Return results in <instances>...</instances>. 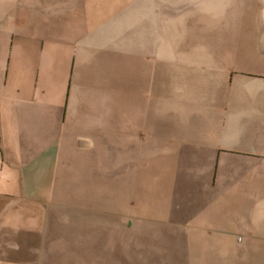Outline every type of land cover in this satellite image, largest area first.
I'll list each match as a JSON object with an SVG mask.
<instances>
[{"label":"crops","instance_id":"obj_1","mask_svg":"<svg viewBox=\"0 0 264 264\" xmlns=\"http://www.w3.org/2000/svg\"><path fill=\"white\" fill-rule=\"evenodd\" d=\"M142 1L115 3L109 23L113 32L127 13H149V72L128 73L122 46L88 56L74 97L82 120H66L70 91L61 125L40 115L47 108L17 111L12 95L6 107L0 94V264H264V0H250L257 67L238 58L233 4ZM187 11L196 21L183 27ZM104 125L131 147L116 161L133 188H91L92 173L70 170L75 156L88 166L103 154Z\"/></svg>","mask_w":264,"mask_h":264},{"label":"rangeland","instance_id":"obj_2","mask_svg":"<svg viewBox=\"0 0 264 264\" xmlns=\"http://www.w3.org/2000/svg\"><path fill=\"white\" fill-rule=\"evenodd\" d=\"M127 1L131 5L135 0H0V94L7 96L3 101L6 107L11 106L7 98L12 95L16 98L13 106L17 111L25 106L23 113L29 115L32 111L47 108L40 115L50 114L47 120L53 117L61 125L65 98L70 91L66 120L76 113L82 120L85 114L81 113V108L78 109L77 101L74 103L75 94L80 92L82 82L80 64L87 62L90 55L103 57L100 55L101 50L115 52L122 46L120 56L128 64V73L140 70L149 72V65H143L153 57L151 51L144 50L143 45L155 40L154 21L146 23L150 18L149 13L143 11L135 16L127 13V17H122L120 23L116 22L111 31L109 22L114 4L118 3L122 7ZM223 3L228 6L233 4L235 8L237 21L235 24L233 22V26L236 25L237 30L235 40L240 43L238 58L254 60L257 67L262 61L256 48V42L261 38V28L255 18L257 3L250 0L233 3L222 0L220 4ZM141 4L147 7L150 1L144 0ZM192 16L194 14L187 11L179 20L180 25L185 27L187 21H196L191 19ZM222 19L223 22L226 20L224 13ZM124 20L126 23H123ZM163 37L162 44L167 45L169 40ZM212 40L213 36L208 34V42ZM222 41H226L224 33ZM47 94V99H40V96L45 98ZM17 99L21 101L17 102ZM135 121L143 124L141 117ZM104 126L106 131L101 133L105 134L107 142L103 154H93V163L89 162L88 166L82 157L75 156L70 170L74 174H85L86 171L92 173L94 181L86 185L91 188H133L134 181L127 178V171L122 169V160L116 161L117 153L123 157L129 155L131 147L122 149V134L118 137L117 133L106 129L107 125ZM138 134L141 139L148 140L147 131L142 129ZM32 136L33 133H28L25 140L31 142ZM143 145L144 154L149 144L144 142ZM34 149L32 146L28 148L30 152ZM17 151L19 148L16 147ZM202 194L197 197L198 201ZM104 198L113 201L122 199V195L106 192ZM211 202L219 203L217 197Z\"/></svg>","mask_w":264,"mask_h":264}]
</instances>
